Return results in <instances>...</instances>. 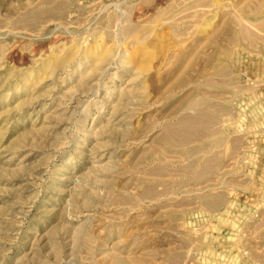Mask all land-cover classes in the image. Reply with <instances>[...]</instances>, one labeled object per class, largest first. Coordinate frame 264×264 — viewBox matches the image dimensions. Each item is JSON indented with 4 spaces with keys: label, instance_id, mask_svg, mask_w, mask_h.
<instances>
[{
    "label": "rangeland",
    "instance_id": "374dc122",
    "mask_svg": "<svg viewBox=\"0 0 264 264\" xmlns=\"http://www.w3.org/2000/svg\"><path fill=\"white\" fill-rule=\"evenodd\" d=\"M0 264H264V0H0Z\"/></svg>",
    "mask_w": 264,
    "mask_h": 264
}]
</instances>
